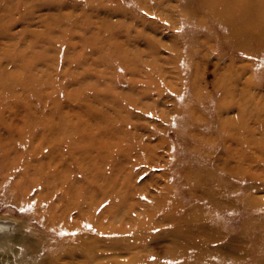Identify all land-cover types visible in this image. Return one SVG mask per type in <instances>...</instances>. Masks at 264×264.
I'll list each match as a JSON object with an SVG mask.
<instances>
[{
  "label": "rangeland",
  "instance_id": "374dc122",
  "mask_svg": "<svg viewBox=\"0 0 264 264\" xmlns=\"http://www.w3.org/2000/svg\"><path fill=\"white\" fill-rule=\"evenodd\" d=\"M0 219V264H264V37L197 0H0Z\"/></svg>",
  "mask_w": 264,
  "mask_h": 264
},
{
  "label": "bare ground",
  "instance_id": "6f19581e",
  "mask_svg": "<svg viewBox=\"0 0 264 264\" xmlns=\"http://www.w3.org/2000/svg\"><path fill=\"white\" fill-rule=\"evenodd\" d=\"M197 1L200 4H202L203 6L211 9L218 17H220L223 20V22L225 23V25L227 27V30H229V35L231 36V38L237 40V44L242 46V43L245 42L246 38L248 36H250L251 34H257V35L260 34L262 37H264V0H197ZM225 83L228 86L229 81H225ZM240 95L242 96L243 92H241ZM187 107H188L189 111L181 114L183 116V118H186V119H188L192 116V114L190 112L189 105H187ZM225 110H226V107L224 104H222L219 107V111L221 112V111H225ZM221 121H222V123H220V124L224 128L225 127L224 125H227V122H226L225 118H223V120H221ZM234 124H236V126H238V129L240 130V128H242L241 125H243L241 118L239 117V119L235 120ZM228 137H229V132H228ZM237 154H238L239 160H241V157L243 156V151L239 150V151H237ZM239 163L242 164L243 162H239ZM66 181H67V175L65 174V177H64L65 192L69 194V193H72L74 191V194H71L67 198V200L69 198H71V200L75 203L81 202L82 199L84 198L85 194L81 190L79 191V190L74 189L73 184L67 183ZM214 183H215V181L213 179L210 180V182H209L210 188L213 189ZM55 185L58 186L57 180H56ZM106 187H108V184L106 185ZM50 207H51V205H50ZM184 214H186V212H184L183 214L182 213L178 214L177 216L184 219L188 215L187 214L184 216ZM161 215H176V213H175V211L172 213L169 210V212H166V213H165V211H163L161 213ZM56 216H58L56 214V211L51 208L50 214H49V217H50L49 219L53 222L54 220H57ZM195 218L200 222V225L202 226V228H210L211 231L213 230L212 227H214L215 230L220 229L219 225L217 226L213 222H211L212 224H210L209 221L204 220L201 215H197V216H195ZM58 219H59V221L61 220L59 216H58ZM0 221H1L0 225H1V223L5 222L1 219H0ZM0 233H2V232H0ZM177 233L181 238H183L185 240H187L188 237L190 238L189 232L185 228H178ZM194 235H195V233H194ZM217 238L222 239V237H217ZM228 239H229V237L227 236L225 238V241ZM90 250L91 249L89 247H86V249L83 252L89 253ZM46 253H47V251H46ZM63 255L65 257L69 258V257H72L74 255V252L73 251H65V252H63ZM18 256L19 257L15 260V262L17 261L16 262L17 264H42L43 263L42 261L41 262L39 261V263H38L32 254H27L26 252H21L20 254H18ZM1 257H2V255H1ZM5 257H6V255H5ZM29 257L31 258V260L29 259ZM38 259H40V258H38ZM56 260L57 259H55V261Z\"/></svg>",
  "mask_w": 264,
  "mask_h": 264
}]
</instances>
